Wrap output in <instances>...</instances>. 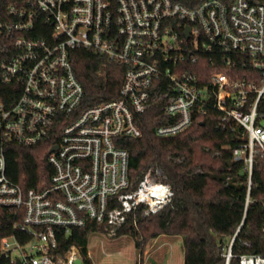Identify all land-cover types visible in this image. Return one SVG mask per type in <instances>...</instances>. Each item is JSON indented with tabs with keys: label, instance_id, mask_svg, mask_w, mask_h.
Instances as JSON below:
<instances>
[{
	"label": "built area",
	"instance_id": "2783aa9c",
	"mask_svg": "<svg viewBox=\"0 0 264 264\" xmlns=\"http://www.w3.org/2000/svg\"><path fill=\"white\" fill-rule=\"evenodd\" d=\"M78 48L125 64L117 98L86 103ZM208 62L222 67L208 73ZM153 107L167 118L162 137L217 109L222 129L238 131L232 159L251 182L264 160V0H0V207L21 213L13 227L30 236H3L0 254L12 264L85 263L75 245L56 253L59 230L96 224L116 236L168 204L160 167L129 173L125 142L143 135L137 115ZM43 142L51 185L25 189L7 174V148Z\"/></svg>",
	"mask_w": 264,
	"mask_h": 264
},
{
	"label": "trees",
	"instance_id": "16d2710c",
	"mask_svg": "<svg viewBox=\"0 0 264 264\" xmlns=\"http://www.w3.org/2000/svg\"><path fill=\"white\" fill-rule=\"evenodd\" d=\"M71 58L88 105L118 97L125 64L83 48L75 49ZM221 67L208 62L207 72ZM219 114L212 108L170 137L156 133L167 121L160 107L137 115L143 135L125 142L130 177L141 178L150 167H160L174 194L157 212L146 218L138 216L136 224L130 219L118 235L132 236L138 248H145L160 235H180L184 264H240L244 254L264 255V160L261 156L255 159L251 182L242 162L230 164L238 131L222 129ZM50 148V142L33 147L10 144L6 151L8 176L25 189L42 190L51 185ZM22 220L21 213L0 207V239L14 234L20 242H27L30 236L13 227ZM100 230L101 225L96 224L75 227L68 235L59 230L56 253L64 255L75 245L85 264H92L89 235ZM0 264L12 263L0 254Z\"/></svg>",
	"mask_w": 264,
	"mask_h": 264
},
{
	"label": "rangeland",
	"instance_id": "374dc122",
	"mask_svg": "<svg viewBox=\"0 0 264 264\" xmlns=\"http://www.w3.org/2000/svg\"><path fill=\"white\" fill-rule=\"evenodd\" d=\"M128 234L109 236L97 231L89 235L92 264H184L183 238L161 235L145 248H138Z\"/></svg>",
	"mask_w": 264,
	"mask_h": 264
},
{
	"label": "water",
	"instance_id": "95a60500",
	"mask_svg": "<svg viewBox=\"0 0 264 264\" xmlns=\"http://www.w3.org/2000/svg\"><path fill=\"white\" fill-rule=\"evenodd\" d=\"M189 31H190V28H188V31H187V34H189ZM54 149H57V146L56 147H54V148H52V150H54ZM234 163V160H231L230 161V164H233ZM235 238V237H234ZM78 264H85V263H83L82 261H81V259H78ZM19 263H20V261H19Z\"/></svg>",
	"mask_w": 264,
	"mask_h": 264
},
{
	"label": "crops",
	"instance_id": "0c3cea01",
	"mask_svg": "<svg viewBox=\"0 0 264 264\" xmlns=\"http://www.w3.org/2000/svg\"><path fill=\"white\" fill-rule=\"evenodd\" d=\"M161 236V235H160Z\"/></svg>",
	"mask_w": 264,
	"mask_h": 264
}]
</instances>
